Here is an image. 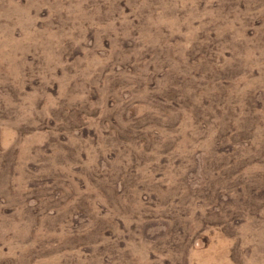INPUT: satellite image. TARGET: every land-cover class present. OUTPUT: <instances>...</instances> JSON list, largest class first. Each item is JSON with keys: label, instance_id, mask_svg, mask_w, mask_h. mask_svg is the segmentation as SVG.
I'll return each instance as SVG.
<instances>
[{"label": "rangeland", "instance_id": "1", "mask_svg": "<svg viewBox=\"0 0 264 264\" xmlns=\"http://www.w3.org/2000/svg\"><path fill=\"white\" fill-rule=\"evenodd\" d=\"M0 264H264V0H0Z\"/></svg>", "mask_w": 264, "mask_h": 264}]
</instances>
